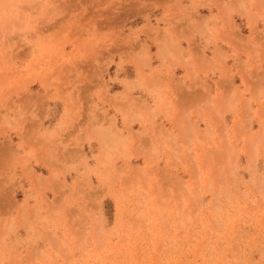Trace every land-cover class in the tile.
Segmentation results:
<instances>
[{
    "label": "rangeland",
    "instance_id": "obj_1",
    "mask_svg": "<svg viewBox=\"0 0 264 264\" xmlns=\"http://www.w3.org/2000/svg\"><path fill=\"white\" fill-rule=\"evenodd\" d=\"M0 264H264V0H0Z\"/></svg>",
    "mask_w": 264,
    "mask_h": 264
},
{
    "label": "crops",
    "instance_id": "obj_2",
    "mask_svg": "<svg viewBox=\"0 0 264 264\" xmlns=\"http://www.w3.org/2000/svg\"><path fill=\"white\" fill-rule=\"evenodd\" d=\"M222 50L221 51H223V52H225V53H229L230 51H231V49H229L228 47H223V48H221ZM186 85V84H185ZM153 109V108H152ZM165 126V128H167V125L165 124L164 125Z\"/></svg>",
    "mask_w": 264,
    "mask_h": 264
}]
</instances>
